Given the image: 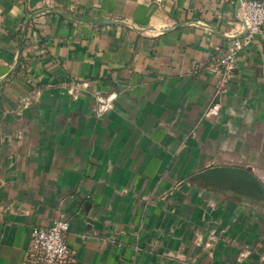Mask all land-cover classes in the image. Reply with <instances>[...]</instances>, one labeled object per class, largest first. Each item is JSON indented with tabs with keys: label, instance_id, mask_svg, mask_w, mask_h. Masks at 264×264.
Segmentation results:
<instances>
[{
	"label": "crops",
	"instance_id": "crops-1",
	"mask_svg": "<svg viewBox=\"0 0 264 264\" xmlns=\"http://www.w3.org/2000/svg\"><path fill=\"white\" fill-rule=\"evenodd\" d=\"M239 2L0 0V264L59 218L73 264H264V34L218 66Z\"/></svg>",
	"mask_w": 264,
	"mask_h": 264
},
{
	"label": "built area",
	"instance_id": "built-area-1",
	"mask_svg": "<svg viewBox=\"0 0 264 264\" xmlns=\"http://www.w3.org/2000/svg\"><path fill=\"white\" fill-rule=\"evenodd\" d=\"M238 18L243 32L235 38L233 49L227 52L218 64L223 83L229 82L234 77L238 53L251 47L255 40L264 34V0L242 2ZM69 229L70 222L64 218L54 220L47 228L33 227L30 244L26 250L25 264H73L74 252L67 241Z\"/></svg>",
	"mask_w": 264,
	"mask_h": 264
},
{
	"label": "water",
	"instance_id": "water-1",
	"mask_svg": "<svg viewBox=\"0 0 264 264\" xmlns=\"http://www.w3.org/2000/svg\"><path fill=\"white\" fill-rule=\"evenodd\" d=\"M244 1H246V0H240L239 4L241 5V3L244 2ZM97 23H103V21H100V22H97Z\"/></svg>",
	"mask_w": 264,
	"mask_h": 264
},
{
	"label": "rangeland",
	"instance_id": "rangeland-1",
	"mask_svg": "<svg viewBox=\"0 0 264 264\" xmlns=\"http://www.w3.org/2000/svg\"><path fill=\"white\" fill-rule=\"evenodd\" d=\"M226 84L228 83V82H225ZM104 106H106V104H103Z\"/></svg>",
	"mask_w": 264,
	"mask_h": 264
}]
</instances>
